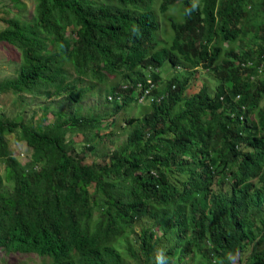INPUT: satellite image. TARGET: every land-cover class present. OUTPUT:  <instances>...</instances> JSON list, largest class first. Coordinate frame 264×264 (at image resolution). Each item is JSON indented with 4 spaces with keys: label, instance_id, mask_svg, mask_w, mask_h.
<instances>
[{
    "label": "trees",
    "instance_id": "trees-1",
    "mask_svg": "<svg viewBox=\"0 0 264 264\" xmlns=\"http://www.w3.org/2000/svg\"><path fill=\"white\" fill-rule=\"evenodd\" d=\"M34 3L32 18L3 19L0 41L15 46L21 62L15 77L0 80V93L48 96L53 87L54 95L67 96L70 104L96 94L94 101L101 105L109 84V94L127 92V83L129 92L140 94L146 66L168 60L182 65L186 75L202 73V67L209 80L208 71L218 76L213 98L210 81L195 97L184 96L185 79L176 83L177 90L153 89V95L168 96L129 118L122 144L109 148L105 161L91 164L79 152L103 154L106 115L97 107L84 114L79 108L72 114L55 110L51 120L44 107L34 125L0 117L5 163L0 247L49 254L53 260L46 264H131L127 258L184 264L187 257L198 258L195 264H232L249 247L242 264H264V247L259 248L264 246V0ZM178 6L182 22L168 16ZM234 8L240 11L236 18ZM162 15H167L171 41L159 37ZM222 64L233 68L224 71ZM67 65L76 77L66 82ZM241 73L256 77L244 78L241 85ZM138 79L143 85H133ZM98 82L105 88L97 93ZM130 102L126 94L125 105ZM112 103L115 112L123 108L116 98ZM17 130L37 153L25 163L13 156L5 138ZM72 132L83 134L81 151L67 137ZM238 145L253 151L241 153ZM229 167L230 191L211 193L213 174ZM259 174V188L236 189ZM137 225H143L140 231ZM73 250L77 260L63 257Z\"/></svg>",
    "mask_w": 264,
    "mask_h": 264
},
{
    "label": "rangeland",
    "instance_id": "rangeland-1",
    "mask_svg": "<svg viewBox=\"0 0 264 264\" xmlns=\"http://www.w3.org/2000/svg\"><path fill=\"white\" fill-rule=\"evenodd\" d=\"M199 0H191L193 4H197ZM35 3L34 0H0V29H3L6 26V23L3 21L5 18L17 17L20 16L23 19H30L34 15ZM155 10L158 14L159 4L155 6ZM168 16L173 17L176 21L183 20V11L182 7L178 6L176 9L168 12ZM160 30L159 37L168 39L172 36L169 23L167 21V15H162L160 17ZM21 62V56L19 50L4 41H0V80L5 77H15L18 71L19 63ZM171 67V65H170ZM68 72V79L76 77V72L74 68L70 65L66 66ZM172 69V67H171ZM173 70V69H172ZM88 81V77L84 80L79 81L80 84H85ZM104 83H97V87L94 92H100L104 90ZM50 95L48 96H37L31 93H22L20 96L8 90V92L0 93V117H5L8 119H14L17 122L32 123L36 124L37 120L42 116L44 107L47 109V118L52 119V111L63 110L66 114H72L75 109L79 108L81 113L84 114L89 108L97 107V111H102L103 113L110 112L104 106L99 105L94 100L96 99V94L89 96L79 105L70 104L67 96L64 95H54L53 88L49 90ZM51 104V105H50ZM145 111L143 105L134 106L129 104L122 109L123 115L116 117V120L113 123L108 122V118L105 117L103 124L106 126L102 130L103 142L100 144V147H103V154L91 153V152H79L80 155L84 156L85 163H93L94 161H105L108 159V150L113 148V146H119L126 139L130 127H125L126 121L128 118L137 117L136 114H139L140 111ZM117 130L111 135V129ZM68 138H72L76 143V149L81 151L83 148V134L81 133H68ZM8 140V147L12 150L13 156L18 159L20 163H25L30 159H34L37 156V153L32 147H30L25 140L20 137L19 130L14 131L13 133L6 134L5 137ZM103 157H106L102 159ZM0 173L4 175L5 173V163L0 159ZM218 179H215V184L213 185V191L218 189L225 190L227 188L226 182H218ZM253 184V182H250ZM250 184L241 185L240 189L244 187H249ZM256 187L259 188V181L256 182ZM252 189V186H251ZM92 190V189H91ZM98 211V210H97ZM143 226V225H141ZM141 226L137 225L135 228L137 231L141 230ZM157 236L161 235L162 230L155 229ZM125 236V235H124ZM124 251V250H123ZM122 251V252H123ZM249 248L241 253V259L238 264H242L247 257V252ZM125 252V251H124ZM47 257H43L35 252H6L3 248H0V264H42ZM131 264H141L127 258ZM191 261L190 259H185L184 264H195L196 261ZM176 259L173 261L175 264Z\"/></svg>",
    "mask_w": 264,
    "mask_h": 264
},
{
    "label": "clouds",
    "instance_id": "clouds-1",
    "mask_svg": "<svg viewBox=\"0 0 264 264\" xmlns=\"http://www.w3.org/2000/svg\"><path fill=\"white\" fill-rule=\"evenodd\" d=\"M182 11H183V8H182ZM234 11H235V18H236L238 15H240V11H239V9H236V8H234ZM183 15H184V13H183ZM183 20H184V16H183ZM182 21H179V22H182ZM171 34H172V31H171ZM171 38H172V36L169 38L170 41H171ZM235 44L238 46V39H236ZM226 45H230V41H226ZM234 64H235V62H234ZM170 65H171L173 70L171 69ZM219 68L226 71L228 69L233 68V66H230V65L225 66L222 64L221 66H219ZM198 70H201L202 73H199L198 71H196L195 74H187L186 75V74H184L185 68L182 65H180L178 63H173L169 60L166 63H161L160 65H157V66L152 65V64L147 65L146 69L144 70L146 72V77L144 78L146 86L143 87L142 93H140V94L136 93L135 95H133L131 92H129V89L131 88V85L129 83H127L125 85V87L127 88V92H122V90L120 92V90H116L115 93L109 94V87H110V84H109L107 86L105 92L102 93L104 103H101V106H104L106 109H108L111 112V114H108V112L105 113L106 117L108 118V122L113 123L116 120L117 116L119 117L120 115H123L124 113L121 112L122 109L124 108V106H127L129 104H133L134 106L143 105V107H145V110H146V108L150 105V102H152L153 100H155L156 102H159L160 100H162L166 96H168V92H165L164 94H159V95H157L155 93L153 95L152 94L153 89H155L157 87L156 92H158V90H165V89H171V88L177 90L179 87H178V84H176V83L178 81L183 80V79H185L187 82V88L185 89L184 96H193V97L198 96V95L202 96L201 85L206 81H210V83H209L210 84V93H211L210 98H213L215 96V79L218 76L217 72L214 69L211 71H208V72H211V75H210L211 78L209 80L207 72L202 67H199ZM156 76H158V82L157 83L154 81V77H156ZM173 76H174V78H176L175 80H173L169 83L165 82V80L167 78H171ZM247 77L249 79H253L256 76L247 75V73H241L237 83L243 85V79L247 78ZM68 80L69 79L66 78L65 81L67 82ZM133 85L141 86V85H143V81L138 79L136 82L133 83ZM51 88H53V87H49V90ZM53 94H54V90H53ZM126 94H128L130 101H131L127 105H125L126 104L125 103V95ZM59 95H61V94H59ZM240 95L241 94L238 92L235 95V99H239ZM114 98L117 99V104H119L123 107L119 112H115V108H114V105L112 103L114 101ZM222 98H223L222 96L219 97V99H222ZM112 109H114V110L112 111ZM145 112L146 111L141 110L139 114H136V116L140 117L142 115V113H145ZM100 113H103V112L101 111ZM242 116H240V119L242 118ZM255 118H257V116ZM127 122L128 121H126V123H125V127L129 126V125H127ZM158 123L160 124V121H158ZM263 135H264V132H263ZM167 139H168V137H167ZM173 140H175V136H174ZM236 149L239 150L241 153L253 151L252 147H250L249 145H238L236 147ZM231 168H233V171H235V170H237V165H233ZM230 174H232V172L230 173V167L227 168L225 171H223L222 174L214 173L213 177H212V182L210 185V192L213 194H219L221 192L225 193L227 191H230V185H231L230 184ZM261 177H262V175L259 174L256 177L250 178L249 181L244 182V184H250V182H253V184H250V185H252V190L257 189L256 182L259 181V185H260L262 182V181H260ZM216 178L218 179L217 180L218 182H224V181L226 182L227 188L225 190L218 189L216 191H213V185L215 184ZM241 185H243V184H241ZM241 185H238L236 187V189H240ZM244 188H248V190L250 191V186L244 187ZM244 188H242V189H244ZM209 206H210V208L212 207L210 202H209ZM156 229L159 230L157 227H156ZM263 247H264L263 245L259 246L260 249H263ZM248 248H245L242 252L246 251ZM15 251H17V252H35V253L43 256V257H47L48 259L45 260L42 264H46L49 261L53 260V259H51V255H49V254L42 255V254H40L34 250H26V251L25 250H14L11 252H15ZM242 252H240L234 258V260L232 261L233 262L232 264H238L240 262ZM249 253H250V251L247 252V254H249ZM63 257L67 260H73V259L77 260L78 254L76 253L75 250H73L72 252H66L65 254H63ZM243 262H245V261H243ZM172 264H173V262H172Z\"/></svg>",
    "mask_w": 264,
    "mask_h": 264
}]
</instances>
